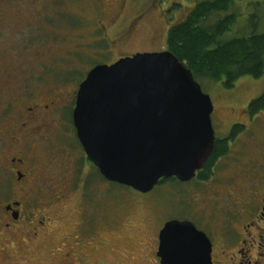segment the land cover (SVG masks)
Segmentation results:
<instances>
[{
	"label": "rangeland",
	"instance_id": "obj_1",
	"mask_svg": "<svg viewBox=\"0 0 264 264\" xmlns=\"http://www.w3.org/2000/svg\"><path fill=\"white\" fill-rule=\"evenodd\" d=\"M38 1H42L43 15L27 20L28 27L23 30L15 28V22L22 21L14 18L16 13H11L14 20L0 22V115L8 109L13 116L17 103L21 108L34 98L24 92L26 87L27 91H37V100L44 99L45 104L50 105L53 98L58 100L54 108L49 106L45 125L28 141V153L21 142H8L0 148V204L22 200V193L16 189L21 184L11 171L17 169L10 159L13 155L30 156L38 172H33L27 192L29 197L35 195V202H42L32 219H39V211L47 216L56 214L45 223L47 232L42 234L49 236L47 241L38 238L42 248L32 249L29 255L15 254L18 264H62L52 259L58 256L51 252L52 244L59 241L57 244L66 248V241L73 239L68 236L74 232L80 210L81 219H87L94 230L99 228L106 243L94 254L104 264H161L156 254V231L169 219L190 220L206 232L217 244L216 257L224 250L232 252L229 242L227 248L220 245H225L224 238L232 225L245 232L246 225L259 216L261 209L257 198L248 197L263 191L260 178L264 176V110L251 116L249 103L264 92V74L259 78L243 76L233 88H227L223 81L199 77L197 81L215 107L212 120L218 135L224 137L234 122L246 123V129L218 162L213 181L198 182V189L196 182L158 184L151 192L142 193L105 179L89 162L71 125L75 105L71 99L87 73L98 64L116 59V54L167 50L169 28L184 21L199 0H102L103 10L98 0ZM48 13H53L52 17ZM230 13H235L237 19L220 37L221 41L264 32V0H234L228 10L213 15L209 21L214 23ZM141 15L146 17L141 20ZM41 17L42 29H31ZM132 20L139 21L128 33ZM38 35L40 41H35ZM24 119L22 116L19 121ZM31 122L40 126L42 123ZM26 160L16 167L29 173ZM121 218L124 222L120 229L117 224ZM104 226L118 229L107 230ZM81 235L85 237L84 232ZM20 246L16 243L17 250Z\"/></svg>",
	"mask_w": 264,
	"mask_h": 264
},
{
	"label": "water",
	"instance_id": "obj_2",
	"mask_svg": "<svg viewBox=\"0 0 264 264\" xmlns=\"http://www.w3.org/2000/svg\"><path fill=\"white\" fill-rule=\"evenodd\" d=\"M214 109L187 64L164 50L94 66L79 85L73 124L105 179L149 193L203 169L216 144ZM212 252L190 220H168L160 231L161 264H213Z\"/></svg>",
	"mask_w": 264,
	"mask_h": 264
},
{
	"label": "flooded vegetation",
	"instance_id": "obj_3",
	"mask_svg": "<svg viewBox=\"0 0 264 264\" xmlns=\"http://www.w3.org/2000/svg\"><path fill=\"white\" fill-rule=\"evenodd\" d=\"M53 1L54 0H51V2ZM98 1L100 5L102 6L101 9L103 10L102 0H98ZM42 8H43L42 1H38V0H0V22H2V20L7 19V18L13 19L11 16V13H16V16L14 18L17 20L21 18L22 21L18 23L15 22V25H16L15 28L19 30H23L25 26L28 27L26 25L27 20L35 18L34 16L43 15ZM49 14L51 13H48L47 15ZM52 15L53 13L51 14V17ZM43 17L39 18L40 20L38 19L36 22H33L35 25H34V28L31 27V29L41 30L42 29L41 19H43ZM145 17H146L145 15H141L140 19L142 20ZM139 20L137 21L132 20L133 25L128 24V33H130L132 29L135 28V25L138 23ZM52 22L54 24V20ZM21 23H23L24 25H22ZM32 24H29V25L32 26ZM0 25H3V24H0ZM38 37L39 35L35 36V41L37 40L40 41ZM122 57L124 56L123 55L121 56L120 54L119 55L116 54V59L112 60L108 64H112ZM24 92L32 96L33 95L35 96L34 98L31 97L32 99L24 102L21 105V108H20V104L17 103L15 105V108H17V110L13 114V116L10 115L11 112H9L8 109H6L3 112V114L0 115V122L2 123L0 124V148L4 147L3 145L8 142H17V143L21 142V144L24 145L23 150L28 153L27 146L30 145L28 141H31L30 139L33 137V135L41 129L42 125H45L47 113H50L49 111L51 107L54 108L56 101L58 100L54 98L50 99L51 107L49 109L50 105L45 104L43 102L44 99L37 100V98L40 97V96L36 97L38 95L37 91H29V90L27 91V87H26V89H24ZM76 95H77V92L71 99V102H73L74 104L76 102ZM55 97L57 96L55 95ZM1 98H0V102H3ZM243 113L245 115L246 110H243ZM22 116H24L25 119L23 122H20L19 119ZM38 120L42 121L41 126L35 124V122L29 123L30 121L38 122ZM72 123H73V113H72L71 125ZM28 124L31 127H28L27 126ZM245 124L246 123H242V122L232 123L231 125H229L227 132L224 133L225 134L224 137H220L218 135V130L214 126L216 143L217 141L226 143L228 145V149H229L228 152H229L232 149L238 137L244 133L246 129ZM72 126L74 127V124ZM236 128L238 130L237 132H234ZM228 152L227 154H224L219 157L215 166L212 167V173L208 178L199 179L198 178L199 173H200L199 171L197 172L195 178H193L190 181L183 182V183L189 184V183L196 182L197 189H198V182L204 183L206 181H213V174L215 173V170H216L215 168L218 162L224 159L228 155ZM19 153H21V151H19L18 154ZM25 160L29 164L28 166L26 165L29 173H27L26 171L24 172L23 170H21V168L18 169L16 167L17 165H20V166L24 165ZM10 162L12 163L13 167L17 169L16 171L11 169V171L14 175H17V181L19 184H21L16 189L18 190V192L22 193L21 194L22 200L13 199L11 201L2 202L0 204V264H18L17 260L14 258L15 254L20 253L22 255L23 254L29 255L32 249L34 248L41 249L42 244L38 241V238H44L47 241V238L49 237L48 235L42 234V233L47 232L45 223H47L48 219L51 220L52 217L54 218L56 217V214L47 216L46 213L39 211L37 214L39 219H34V220L32 219L34 215V211L36 212V210L38 209V208L36 209V207L42 204V202H39V203L35 202L36 201L35 195L32 197L30 195L29 197V194L27 192L28 183L32 181L34 177L32 176L33 172L34 171L35 173L38 172V168L33 161V157L27 156L25 158V157H15V155H13L10 159ZM91 164L99 171V169L93 163ZM262 166L264 167V164ZM35 176L37 177V175ZM178 181L179 180L175 182H178ZM260 181L261 182L263 181V191L261 190L258 194L255 193L253 194V196L248 197V198L253 197L255 200L257 198L258 204L260 203L261 209L259 211L260 213L259 216L256 215L255 218L251 219L252 221H250L246 225L247 229L245 230V232L242 231L239 227L232 225V227L230 228V232L228 233V235H226V238H224L225 239L224 243L226 247L225 245L222 246V244L218 243L221 245V247L227 248L228 246L226 243L229 242L231 245H233L232 252H227L224 250L221 256L218 258L215 256V247L217 244L215 245L212 242L213 244V252H212L213 264H264V176H263V179L260 178ZM166 183L168 184V183H174V182L169 181ZM236 183L239 184L238 182ZM83 188L85 189V185H83ZM4 190H6V187H4ZM1 191L3 190L0 189V192ZM28 198H29V201H28ZM83 200L85 199L83 198ZM197 200H198V197H197ZM247 200H249L251 203V199H247ZM250 203L246 201L245 204H250ZM82 214H83V211L80 210L78 212V222L75 223V226H74V232L73 234L68 236L69 237L68 239H71V238L73 239L66 241L67 242L66 248H63V246H61L60 244H57L59 241L52 244L53 246H52L51 252H53L54 255L56 253L58 255V256H54L52 259L57 260L58 262L61 261L62 264H104V262L99 257L97 258L94 257V254L95 253L98 254L102 246L105 245L106 243L102 241V235H101V232H99V228L97 230L96 229L94 230L92 225H89L87 219H84V218L83 220L81 219ZM244 214H245V210H244ZM251 214L252 212L248 213V215H251ZM95 215H97V213ZM167 221H165L164 224ZM122 222H124V219L118 222L117 224L119 225L118 227L121 226ZM32 225H33V228H31ZM118 227L104 226L103 228L107 230L117 231ZM161 229H158L156 231L157 233L159 231V233L157 234L158 236L156 238V243L158 242V246H159V234H160ZM82 232H84V236L88 240H85L86 238L81 235ZM23 234H26V235H24L23 237ZM16 240H20L19 242H16V243H19V246L22 242V245L20 246V250L16 249V243L14 244ZM231 241H234V242H231ZM157 251H158V248H157ZM157 251H156V254H157Z\"/></svg>",
	"mask_w": 264,
	"mask_h": 264
},
{
	"label": "trees",
	"instance_id": "obj_4",
	"mask_svg": "<svg viewBox=\"0 0 264 264\" xmlns=\"http://www.w3.org/2000/svg\"><path fill=\"white\" fill-rule=\"evenodd\" d=\"M233 3L234 0H199L184 21L169 29L167 49L187 64L196 80L208 77L233 88L243 76L259 78L264 74V32L221 41L220 37L236 22L237 15L230 13L214 23L209 21L213 15L228 10ZM263 110L264 92L249 103L252 116ZM220 142L215 144L203 171L199 173V179L208 178L219 157L227 154L228 145ZM169 181L177 179H162L160 184Z\"/></svg>",
	"mask_w": 264,
	"mask_h": 264
}]
</instances>
